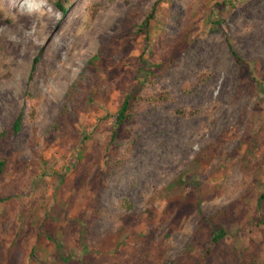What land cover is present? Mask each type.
Segmentation results:
<instances>
[{"label": "rangeland", "instance_id": "1", "mask_svg": "<svg viewBox=\"0 0 264 264\" xmlns=\"http://www.w3.org/2000/svg\"><path fill=\"white\" fill-rule=\"evenodd\" d=\"M24 1L38 27L0 4L31 42L0 45V264H264V0Z\"/></svg>", "mask_w": 264, "mask_h": 264}, {"label": "trees", "instance_id": "2", "mask_svg": "<svg viewBox=\"0 0 264 264\" xmlns=\"http://www.w3.org/2000/svg\"><path fill=\"white\" fill-rule=\"evenodd\" d=\"M56 6L63 14L67 12V8L64 7L60 1L56 2ZM142 24L143 26L145 25L147 27L148 18H146ZM145 38H147V35ZM231 54L234 60L238 64L245 63L244 60L236 52L231 51ZM157 67H158V64L150 63L143 56H140V66L134 77L135 83L125 93L124 98L115 115V122H114L113 129L110 135V141L112 143L115 142L116 139L118 138L120 128L133 122L134 116L136 114L135 113L136 109L138 108L139 105H141V102H140L141 92L147 84H152L153 74H154L153 68H157ZM18 127H19V120H16L14 124L15 130H17ZM2 169H3V162L0 161V175L2 173ZM181 180L182 178H180V181ZM263 200H264V194H262L259 197L258 202L261 203ZM217 214L218 215L203 218L202 219L203 221H200L201 226L206 227V229L208 230L209 239L213 243H219L225 235V231L223 229V220L226 217L224 214L223 216L220 215L219 213ZM216 216L217 217L219 216V218H221L222 221H216V220H219V218H217ZM80 237L83 242L84 241L83 234H81ZM253 256L255 258L258 257L256 253H254Z\"/></svg>", "mask_w": 264, "mask_h": 264}, {"label": "bare ground", "instance_id": "3", "mask_svg": "<svg viewBox=\"0 0 264 264\" xmlns=\"http://www.w3.org/2000/svg\"><path fill=\"white\" fill-rule=\"evenodd\" d=\"M21 1L22 0H0V4H2L4 6L5 5L11 6V9L14 11V14L16 15L17 28L21 29L22 27H33V26L38 25L40 19L43 18L44 12L43 11H39V12L37 11L38 13H36V11L33 7L27 6V1L22 2V4L20 5ZM49 21H50V19H49ZM42 25H44L43 22H42ZM36 27H38V26H36ZM46 27H49V23L46 25ZM16 41L17 40H9V39L5 38L3 35H0V45L2 44L5 46L4 51L6 52L7 55L13 54L14 52H16L20 49L22 50V48H23L22 45L31 43L30 41H28L26 43V42H23L21 40V42H20L21 45H19L18 42H16Z\"/></svg>", "mask_w": 264, "mask_h": 264}]
</instances>
